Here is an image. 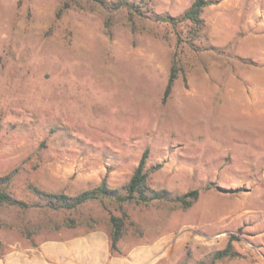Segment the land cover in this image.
I'll return each mask as SVG.
<instances>
[{
  "label": "rangeland",
  "instance_id": "374dc122",
  "mask_svg": "<svg viewBox=\"0 0 264 264\" xmlns=\"http://www.w3.org/2000/svg\"><path fill=\"white\" fill-rule=\"evenodd\" d=\"M118 1L0 0V177L31 204H0V264H264V0H211L199 31L164 19L195 0ZM147 149L166 198L35 192H124Z\"/></svg>",
  "mask_w": 264,
  "mask_h": 264
},
{
  "label": "trees",
  "instance_id": "16d2710c",
  "mask_svg": "<svg viewBox=\"0 0 264 264\" xmlns=\"http://www.w3.org/2000/svg\"><path fill=\"white\" fill-rule=\"evenodd\" d=\"M211 0H195L192 5L187 9V11L179 17L164 16V19L170 20L174 23L178 21L188 20L191 21L195 26L196 30H200L203 27V18L201 16L203 9L211 4ZM126 6L129 8H134L128 0H120L117 2L116 7ZM176 79L175 72H172L168 86L165 92L164 98L166 99L171 92L173 83ZM149 157V150L147 149L139 162L134 174L132 175L130 181L125 185V191L120 192L117 188L110 187L106 181H103L100 185L86 189L76 195H68L66 193H53L40 190L39 188H34L38 197L43 201L42 205L50 208L60 209L76 208L87 201L90 200H102L104 198H111L117 200L118 202H138V203H148L154 199H162L167 197L166 191H156L152 189L148 184L149 171L146 169L147 159ZM159 166H154V169ZM10 175L5 177H0V204H12L24 207H29L31 204L14 197L8 190ZM199 189L190 191L178 199V202L183 207L191 206L195 200L199 197ZM38 205V204H34ZM127 214L124 216L111 217L112 221V232H111V246L112 249H118V242L122 237L126 225ZM237 253L233 250L232 241H230L227 247L223 250L218 251L215 254L216 258H223L226 256H235Z\"/></svg>",
  "mask_w": 264,
  "mask_h": 264
}]
</instances>
